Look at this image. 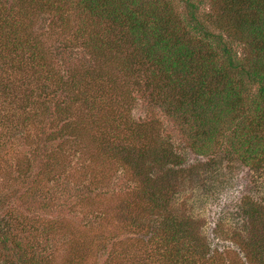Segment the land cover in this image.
I'll return each instance as SVG.
<instances>
[{
	"label": "rangeland",
	"instance_id": "374dc122",
	"mask_svg": "<svg viewBox=\"0 0 264 264\" xmlns=\"http://www.w3.org/2000/svg\"><path fill=\"white\" fill-rule=\"evenodd\" d=\"M0 10V21L15 27L17 41L24 46L35 42L40 51L41 65L15 71L19 81L9 84L6 100H0V222L13 226L29 256L38 264H64L70 251L78 248L82 264H115L120 253L124 257L120 264H159L161 258L163 264L167 258L166 264H171L177 248L183 247V240L177 244L173 239L178 231L190 232L207 247L206 257L212 260L206 264H218L220 259L223 264H249L243 251H253L251 244L257 240L264 244V170L253 169L252 160L249 165L243 159L229 162L218 149L219 154L215 150L203 156L188 146L179 127L155 103L145 80L129 78L117 62L111 63L113 52L103 46L115 37L112 29L78 0H0ZM177 10L184 13L183 5ZM209 10L207 1L202 11ZM233 48L240 54L246 50L238 43ZM94 49L98 56L91 53ZM85 73L103 76L111 90H127L123 121L134 133L137 125L144 130L142 143L152 142L147 150L151 164L140 163L142 169L136 171L134 164L132 168L123 161L111 163L109 148L120 143L113 135L118 131L109 130L103 121L92 128L94 133L82 132L80 125L74 134L58 137L57 104L72 101V78L79 82ZM49 76L55 78L46 81ZM41 90L45 95L40 96ZM73 110L85 112L83 101ZM119 131L122 139L127 133ZM229 139H222L224 146ZM173 143L183 151L170 148ZM158 153L176 164L157 160ZM94 173L105 177L96 178ZM153 186L169 191L160 195L164 202L162 210H156L160 215L142 203L149 200L145 194ZM139 201L140 211L135 209ZM117 204L122 211L101 212ZM130 214L146 220L141 233L122 219ZM152 235L154 240L148 242ZM17 250L0 241V252L8 251L13 263L22 264ZM217 252H222L219 258Z\"/></svg>",
	"mask_w": 264,
	"mask_h": 264
},
{
	"label": "trees",
	"instance_id": "16d2710c",
	"mask_svg": "<svg viewBox=\"0 0 264 264\" xmlns=\"http://www.w3.org/2000/svg\"><path fill=\"white\" fill-rule=\"evenodd\" d=\"M78 1L83 9L96 16L97 21L112 29L115 37L109 38L103 46L110 54L113 52L111 63L117 62L127 77L145 80L146 86L154 92L151 96L155 103L179 127L185 141H189L188 146L203 156L218 149L219 153L223 151L229 162L243 159L248 164L252 160L253 169L264 170V0ZM207 1L210 10L204 13L202 7ZM178 5H183L185 14L178 12ZM7 23L0 21V100H6L8 85L19 81L14 79L15 71L24 69L25 72L29 65H41L38 44L28 42L24 46L14 35L15 27ZM230 40L233 41L230 43ZM236 43L245 47L244 54L233 48ZM91 53H95V49ZM54 78L49 76L46 81ZM72 79L75 84L71 89L69 87L74 93L70 99L72 101L63 106L57 104L60 116L56 122L58 137L74 134L80 125L82 132L90 129L94 133L92 128H98L103 121L109 130L118 131H114L113 135L120 143L114 146L116 150L109 148L114 156H110L111 163L123 161L132 168L134 164L136 171L142 169L137 166L140 163L151 164L152 158L147 160L150 154L147 150L152 142L148 145L142 143L144 130L137 125L134 133L133 127L123 121L127 118L122 107L127 90L122 87L111 90L103 76L93 77L91 73L80 76L79 82L76 77ZM86 92H90L91 96L84 95ZM42 95H45L43 90L40 92ZM47 100L44 103L49 105ZM80 101L84 103L85 112L74 113L73 108ZM119 129L127 133L123 134L122 139ZM226 137L230 138V143L224 146L222 139ZM169 147L183 151L175 143ZM169 147L164 151L170 150ZM157 155V160L176 164L177 160L174 162L171 157L164 156L167 162L159 153ZM105 156L108 158L107 154ZM138 173L143 174L142 171ZM94 176L99 179L105 177L99 173H94ZM137 177L139 179L140 176ZM168 192L154 187L145 194L149 200L142 203H146V207L147 204L151 205L152 213L158 214L156 210H162L164 205L160 195L165 193L167 196ZM140 202L135 209L142 207ZM113 207L109 205L108 210L101 212L105 215L108 211L112 213L123 209L118 204ZM139 214L122 217L129 226H135L137 233L142 232V227H145L142 222L146 221ZM131 218L133 223L130 222ZM10 226L7 222H0V241L12 243L14 249H18L19 263L24 260L22 264H38L20 244L19 238L11 230L13 226ZM191 235L190 232L174 233V242L180 244L183 240V247L177 248L171 264H206L212 260L206 257L209 252L207 247L198 244L199 240ZM154 238V235L150 236L148 242ZM251 245L253 251H243L247 263L264 264L263 240ZM76 253L82 255L78 248L71 250L64 264H82L84 256L79 261ZM220 253L217 252L218 258ZM8 254V251L0 252V264H16ZM123 259V253L117 254L114 263L120 264ZM162 259L159 264H163ZM218 264H223L222 259Z\"/></svg>",
	"mask_w": 264,
	"mask_h": 264
}]
</instances>
